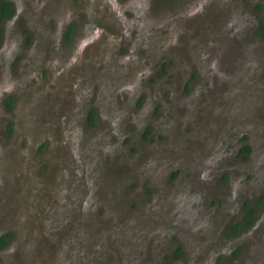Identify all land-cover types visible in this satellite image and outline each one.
Wrapping results in <instances>:
<instances>
[{
	"label": "flooded vegetation",
	"instance_id": "obj_1",
	"mask_svg": "<svg viewBox=\"0 0 264 264\" xmlns=\"http://www.w3.org/2000/svg\"><path fill=\"white\" fill-rule=\"evenodd\" d=\"M8 1L13 11L0 21V40L6 32L3 22L18 12V5ZM102 1H108L103 11L96 7L86 15L90 33L78 43L75 57L46 62L37 72L36 95L20 96L23 89L19 88L18 94L7 98V113L0 114L4 118L0 119V131L8 143L6 148L0 141L5 172V179L0 181V264H61L65 256L70 264H191L195 261L189 255L193 241L213 232L229 241L230 253L216 256L218 264L263 262L264 177L247 172L248 179L234 187L231 175L241 164L264 169L263 158L254 162L257 145L252 132L242 136L231 168L221 174L215 173V160L211 158L200 160L205 163L202 170L192 168L187 159L201 156L203 149L191 153L175 149L182 144L183 136L178 123L196 117L191 102L194 98L204 96L205 103L211 98L216 102L220 94L223 99L225 93L238 91L242 82L246 93L256 86L252 82L254 71L264 74L263 69L250 63L251 58L261 57L251 56V52L264 44V3L250 7L255 15L250 25H238V11L234 5L229 7L228 1L215 0L208 10L202 7V13L197 7L177 14L182 32L189 28L187 20L197 37H190L189 46H183L181 54L165 55L152 49L153 35L134 30L127 33L138 22L128 14L131 10L127 5L120 0ZM156 1L161 7L179 2L150 0L152 10ZM73 15L71 12L72 18ZM107 16L114 23L105 25L102 18ZM79 23L69 26L66 44L73 45ZM251 25L255 26L251 31L255 41L248 44L243 37L249 38ZM204 32L208 36H202ZM209 36L218 39L214 42ZM163 42L168 51L177 46L167 38ZM47 47L52 53L58 51ZM133 64L140 71L132 73L129 68ZM120 71L139 85L118 83ZM157 78L163 80L157 82ZM157 98V106L152 109L151 100ZM202 103H198L199 108L205 106ZM251 105L257 106L254 101ZM189 122L194 126L193 121ZM21 130L31 134L26 136L31 142L26 148L35 152L33 159H27V155L23 158L26 148L13 146L14 137L25 134ZM260 145L264 149V138ZM123 146L135 147L133 150L141 155L140 162L135 161L133 153L123 151ZM174 154L176 159L182 158L185 169L192 170L186 181L201 191L195 193L199 199L195 202L196 213H211L212 219L198 222L195 212L189 209L175 214L166 199L169 189L159 192L156 187L153 191L151 178L157 180L159 173L152 162L146 167L145 161L152 155L170 159ZM113 163L107 176L106 167ZM137 167L140 188L136 184L130 190L128 174ZM178 174L177 171L171 180ZM215 177L221 189L233 187L227 192L228 200L230 204L238 201V207L221 197L209 203L203 201L205 195L213 193L210 188L215 186L210 184H214ZM139 191L154 199L156 204L151 209L141 202ZM134 195L137 200L132 202ZM224 206L226 216L213 212V207ZM249 214L253 222L247 226ZM243 238L246 241L235 247ZM203 253L209 254V250Z\"/></svg>",
	"mask_w": 264,
	"mask_h": 264
},
{
	"label": "rangeland",
	"instance_id": "obj_2",
	"mask_svg": "<svg viewBox=\"0 0 264 264\" xmlns=\"http://www.w3.org/2000/svg\"><path fill=\"white\" fill-rule=\"evenodd\" d=\"M12 2L18 5V12L16 16L12 19L6 20L3 22V28L6 32L0 40V114L4 115L6 111L7 98L10 96H15L19 92V88L23 89L19 94L20 96H34L38 87L35 86L37 83V72L45 67L46 62L58 58L60 62L65 60H70L71 56H74L73 53L78 49V43L82 41L89 33L90 25L86 19V15L92 9L96 7H101V11L104 10V6L108 1L102 0H11ZM115 1V0H111ZM123 5L131 10L128 12L131 17L135 18L138 22L135 25V28H132L130 31H127L129 34L131 31L137 33H148L153 35L151 40L153 41L152 49L156 52L165 54H181V49L183 46H189L190 37L196 38V34L192 31V26L187 23L189 26L185 27V31L182 32V27L179 25L176 15L183 14L184 11H191L195 8H200L202 13V7L209 8V6L215 0H179L176 5L161 7L159 1H156L151 9L150 0H120ZM119 1V2H120ZM171 1V0H168ZM228 1L229 7L234 5V10L238 11L239 22L238 25H250V21L254 18V13L250 12V7L256 8L260 3H264V0H220ZM263 1V2H261ZM116 2V1H115ZM104 3V4H103ZM238 5V9L236 8ZM158 7V9L156 7ZM247 9H244V7ZM71 12H74V17H71ZM264 12V11H263ZM210 13V11H209ZM207 12L205 13V15ZM69 16V17H68ZM88 17V16H87ZM115 17V15H114ZM80 18L84 21L82 22ZM105 25L114 23V19L110 20V17H103ZM149 21V23H148ZM227 22V18L224 20ZM79 23L78 31L75 32L74 42L72 44H66L67 40V31L71 24ZM87 23V27H84V24ZM228 23V22H227ZM254 25H251L248 28V36L243 37V42L248 44H253L255 41L252 39V28ZM8 28V31H7ZM163 28V29H162ZM234 29V28H232ZM245 34L246 31L244 30ZM53 34V37L51 36ZM127 34V35H128ZM184 34V35H183ZM201 35V34H200ZM199 35V36H200ZM233 35V33H232ZM31 36V39L28 38ZM202 36H208L204 32ZM32 37L34 40H32ZM167 38V41L172 44H177L174 51H168L164 49L163 39ZM210 40L215 42L216 37L209 36ZM49 41L47 44L45 42ZM127 40L133 43L134 41L127 37ZM98 44L97 41L94 42ZM44 44V45H43ZM51 49H58L57 53H52L48 47ZM264 44L256 46L255 50L251 52V56L261 55L259 58H251L250 63L256 65L257 68L264 70ZM174 56V55H173ZM123 68V67H122ZM243 67H241L242 70ZM132 73L140 71L138 65L133 64L129 68ZM256 71V70H255ZM254 71L252 76V82H256V86L250 88V90L244 93V82L243 84H238L240 87L238 91L233 93H225L224 98L222 99L221 94L219 95L220 99H217L216 102L211 101L206 102L204 96L202 98H194L191 102L195 106L196 114L193 119H185L183 122L178 123L182 130V139L181 145L175 149V152L181 151L182 149L187 150L189 153L194 150L201 151L203 149V154L201 156H192L187 160L190 161L192 168L196 170H202L205 163H199L203 158H211L215 160L216 168L215 173H224L223 171L231 168V159L235 154L236 148L242 136L246 133L252 132L253 139L256 141V155L254 154L255 161L257 162L264 159V149L261 148L260 142L264 138V74H258ZM121 75L118 77V83L124 86L136 87L139 85V82H136L133 77L127 76L123 71H120ZM163 80V79H161ZM157 78V82L161 81ZM249 79H247L248 81ZM165 81V80H164ZM40 87V86H39ZM42 88V85H41ZM30 91V92H29ZM191 94L194 92L191 91ZM160 96V95H159ZM154 100V107L157 106V99ZM205 103L206 108H199L198 103ZM254 101L256 107L251 105V102ZM24 103H30V100H25ZM202 103V104H203ZM4 120V118H0ZM0 120V124H1ZM160 122L163 121V118L159 119ZM189 121H193L194 126L191 125ZM23 127V126H22ZM21 127V128H22ZM20 130V129H19ZM18 130V131H19ZM24 132L25 134L22 137H14L15 145H20L23 148H26L31 143L28 141L26 136L31 137L29 132ZM4 133L0 131V141L2 145L7 148V137L4 138ZM137 137V136H136ZM34 140L36 134H34ZM139 138V137H137ZM136 138V139H137ZM144 138V135H143ZM145 139V138H144ZM9 140V139H8ZM138 141H141L140 139ZM27 142V143H26ZM10 146V145H9ZM13 146H10L12 148ZM153 144H150L152 147ZM135 150V147L132 146ZM133 149L128 146H123V151L128 153H133L135 155V161L140 162V154L135 152ZM23 152L24 155H27V159L32 158L35 152H30L29 147ZM3 147L0 145V181L5 179V172L1 167L3 163L2 156ZM122 151V152H123ZM175 154L169 159L168 157L161 156L159 158L156 155H152L147 158L145 161L146 167L149 166V163L152 162L151 166L159 173L157 180L153 178L151 185L153 191L157 187L159 192L166 191L169 189V195L166 198L171 202V207L175 214H181L185 212V209L192 210L195 212V218L198 222H205L213 218V214H202L196 213L195 202L198 201L196 194H201V191H196L191 187V182L186 181V178L192 173V170L189 171L185 169L184 162L182 158L174 157ZM101 157L99 158V160ZM140 159V160H139ZM250 164V163H249ZM258 164V163H257ZM115 165L109 164L106 167L107 176L111 174L112 167ZM260 166V164H258ZM230 166V167H229ZM257 169L259 166L254 165ZM261 167V166H260ZM182 169V172L180 171ZM234 170V171H233ZM231 175L235 180L234 187H238L243 184V181L248 179L246 177L247 172L250 174L255 173L258 176L264 177V169L254 170L251 166L245 168V164H241V168L233 169ZM253 170V171H251ZM178 171V177L171 180L174 177V174ZM180 171V172H179ZM139 168L130 171L127 179V186L130 188L133 185L137 188H140L141 181L139 180ZM240 174H243L244 178H241ZM240 176V177H237ZM221 175H219V178ZM214 184L211 181V185H214L215 188L211 189V194L205 195L204 202L209 203L210 199L215 200L225 198L227 204H230L228 200L227 192L229 189L233 191V187L229 185L225 189L218 187V183L215 181ZM131 182V184H128ZM183 183L185 185H183ZM2 184V183H1ZM208 186L205 187V189ZM226 190V192H225ZM241 195V194H240ZM138 196L141 198V202L146 205L148 209H151L156 203L154 199L147 197L145 193L139 191ZM154 196V192L152 193ZM203 196H201L202 198ZM241 198L243 196L241 195ZM135 199V200H133ZM136 196L132 197V202L136 201ZM169 202V203H170ZM238 202V201H237ZM230 204L235 207H238L240 203ZM168 203V205H169ZM129 205L128 207H131ZM227 206V205H225ZM224 207H213V212H218L222 216H226L227 213L222 212ZM165 212H168V209H164ZM264 223V221H263ZM218 236V237H217ZM263 239H264V230H263ZM197 241V242H196ZM246 238L240 240L235 244V247H240ZM195 244L193 248L190 249V256L192 259H195L191 264H218V259L216 256H225L228 255V242L224 238H219V235L215 233H208L205 235L197 236L193 241ZM215 245H217L215 247ZM209 250V254L203 253L206 250ZM21 250V249H20ZM197 251L200 254H197ZM224 251V252H223ZM223 252V253H222ZM203 253V254H201ZM222 253V254H221ZM130 255V254H129ZM67 256L62 257L60 263H66ZM66 264H70L68 261ZM264 264V261L259 263Z\"/></svg>",
	"mask_w": 264,
	"mask_h": 264
},
{
	"label": "trees",
	"instance_id": "obj_3",
	"mask_svg": "<svg viewBox=\"0 0 264 264\" xmlns=\"http://www.w3.org/2000/svg\"><path fill=\"white\" fill-rule=\"evenodd\" d=\"M10 4L11 3L8 0H0V21H2L7 16V14L12 13L13 5H10ZM7 9H8V12H7ZM0 36H1V31H0ZM248 151H245V153L248 152ZM252 222H253V215L249 214L248 215L247 226L251 225Z\"/></svg>",
	"mask_w": 264,
	"mask_h": 264
}]
</instances>
